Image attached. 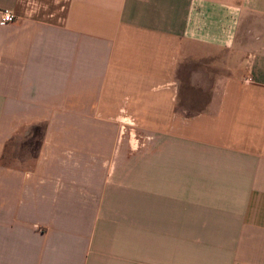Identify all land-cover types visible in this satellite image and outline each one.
<instances>
[{
    "label": "crops",
    "instance_id": "crops-1",
    "mask_svg": "<svg viewBox=\"0 0 264 264\" xmlns=\"http://www.w3.org/2000/svg\"><path fill=\"white\" fill-rule=\"evenodd\" d=\"M2 10L0 264H264V0Z\"/></svg>",
    "mask_w": 264,
    "mask_h": 264
},
{
    "label": "rangeland",
    "instance_id": "rangeland-1",
    "mask_svg": "<svg viewBox=\"0 0 264 264\" xmlns=\"http://www.w3.org/2000/svg\"><path fill=\"white\" fill-rule=\"evenodd\" d=\"M44 136V128L41 125L29 128L26 133L17 137L8 147L7 162L18 164L20 161H28L27 159L37 154Z\"/></svg>",
    "mask_w": 264,
    "mask_h": 264
},
{
    "label": "built area",
    "instance_id": "built-area-1",
    "mask_svg": "<svg viewBox=\"0 0 264 264\" xmlns=\"http://www.w3.org/2000/svg\"><path fill=\"white\" fill-rule=\"evenodd\" d=\"M16 16L9 10L0 11V27H7L16 22Z\"/></svg>",
    "mask_w": 264,
    "mask_h": 264
}]
</instances>
